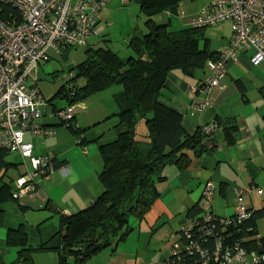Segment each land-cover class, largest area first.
I'll return each instance as SVG.
<instances>
[{
    "label": "crops",
    "instance_id": "1",
    "mask_svg": "<svg viewBox=\"0 0 264 264\" xmlns=\"http://www.w3.org/2000/svg\"><path fill=\"white\" fill-rule=\"evenodd\" d=\"M209 1L183 0L175 12L158 13L155 20L169 24L168 29L172 31L192 27V19ZM135 28L144 30V24ZM201 33L198 45L218 53L230 39V21L209 25ZM48 52L47 59L38 63L31 76L46 98L52 96L61 83L59 78L54 83L48 81L49 73L59 68L63 75L65 69L84 58L83 53L81 59L72 60L65 67L52 66L46 70L43 62L50 59L61 62L64 59L65 62L70 49L60 59L55 58L58 56L56 51L49 49ZM253 52L249 49L239 53L235 61L228 60L220 85L213 86L208 93L202 90L201 83L211 73L209 61L204 69L196 70L191 77L179 70L168 74L161 90L162 98L182 112V124L187 132L211 124L216 117L232 118L237 127L236 140L227 144L221 132L217 131L216 147L199 155L190 150L189 162L183 169L175 165L166 166L163 171L166 178L156 183L158 199L145 213V218L134 221V228L123 240L102 249L83 264H160L169 257L175 243L172 240L176 236V240L179 239V227L186 211L199 200L202 185L208 180L214 184L211 209L215 213L233 215L236 200L233 187L251 184L260 187L262 193L244 195L243 202L253 210L264 208V94L260 91L264 86V62L253 65L250 62ZM40 80L47 83H39ZM120 90L118 86L114 89L109 87L71 105L72 123L78 125L83 144L77 141L73 131L59 124L50 105L42 108V123L52 128L51 133L40 136L26 134L24 138L32 144L34 155L51 158L54 164H63L64 168H55L48 178H37L33 193L18 198L12 196V199L1 203V264H15L17 247L7 244L6 234L9 229L19 226L23 227L30 246L44 247L31 254L33 264H58L60 236L57 232L61 216L87 207L102 191L98 175L103 162L97 140L116 124V118L112 116L117 111L113 94ZM54 102L56 107L67 105L65 100ZM12 153L18 158H7L20 165L11 166L17 170L16 179L20 173H25L27 163L19 153ZM220 184H223L222 190ZM256 228L260 235H264V215L256 220Z\"/></svg>",
    "mask_w": 264,
    "mask_h": 264
},
{
    "label": "trees",
    "instance_id": "2",
    "mask_svg": "<svg viewBox=\"0 0 264 264\" xmlns=\"http://www.w3.org/2000/svg\"><path fill=\"white\" fill-rule=\"evenodd\" d=\"M121 1L127 3L129 0ZM132 1L144 15V30L133 28L124 36V56L110 48L111 38L103 34L104 37L95 43L88 44L86 40L83 45H62L56 59L65 57L69 49L77 46H85L84 58L65 69L63 75L59 68L49 73L48 81L54 83L59 78L61 82L49 98L43 96L36 81L31 79L32 86L44 99L43 108L50 105L59 124L73 131L80 144L84 139L78 125L72 123L73 112L69 118L60 116V112L113 85L121 86V90L113 94L117 111L112 116L116 118V124L97 140L103 162L98 175L102 191L87 207L61 216L57 232L60 236L58 264H83L102 249L123 240L134 228L132 223L144 219L158 199L156 183L166 178L163 173L166 166L183 169L189 162L190 150L199 155L216 147L217 131L227 144L236 140L237 127L232 118L216 117L211 124L187 132L182 124V112L162 98L161 90L170 72L179 70L191 77L196 70L204 69L207 61L218 60L220 52H210L198 45L201 31L207 26L172 31L168 29L169 24L156 22L158 13L175 12L183 0ZM0 21L14 26L22 22V17L16 6L3 1L0 3ZM101 32L91 35L97 37ZM260 91L264 94V86ZM55 100H65L67 105L56 107ZM42 114L43 109L41 118ZM40 122L41 127L52 130L44 126L42 120ZM210 125L213 127L207 129ZM9 153L12 152L0 149V205L12 199L21 177L20 173L16 179L13 176L4 179L11 166H17L7 158ZM50 162L52 171L57 167L64 168L63 164H54L51 158ZM223 188L220 184V189ZM199 200L188 208L184 220L207 221L202 217ZM212 212L218 218H224ZM263 215L264 208L251 209L249 217L240 224L222 228L215 222L213 226L207 225L209 233L202 230L192 237L202 249L210 250L215 236L219 235L226 241L224 243H238L247 253L255 252L260 257L256 264H264V235L256 228V220ZM2 218L0 208V223ZM6 242L17 247L15 264H33L31 254L44 248L30 246L22 226L9 229Z\"/></svg>",
    "mask_w": 264,
    "mask_h": 264
},
{
    "label": "built area",
    "instance_id": "3",
    "mask_svg": "<svg viewBox=\"0 0 264 264\" xmlns=\"http://www.w3.org/2000/svg\"><path fill=\"white\" fill-rule=\"evenodd\" d=\"M3 1L16 6L22 17V22L14 26L0 21V149L18 152L27 163L13 191V197L18 198L33 193L37 178H48L53 167L48 157L34 155L32 144L24 138L26 134L51 133L41 127L44 99L32 86V73L47 58L48 49L59 52L62 45H83L89 35L98 33L102 29L100 12L107 0H0V3ZM223 20L230 21L231 35L218 60L208 62L211 73L201 83L206 93L220 85L225 63L235 61L239 53L253 49L250 62L253 65L264 62V0H210L192 19V26L200 28ZM71 113L70 107L61 111L60 116L69 118ZM253 192L261 194L262 189L253 184L234 186V213L220 219L211 209L214 184L211 180L204 182L199 205L207 221L184 220L179 227V241L160 264L258 263L260 257L255 252L247 253L238 243H224L219 235L210 250L202 249L192 237L202 230L209 233L207 225L213 226L215 222L222 228L242 223L251 211L243 196Z\"/></svg>",
    "mask_w": 264,
    "mask_h": 264
},
{
    "label": "rangeland",
    "instance_id": "4",
    "mask_svg": "<svg viewBox=\"0 0 264 264\" xmlns=\"http://www.w3.org/2000/svg\"><path fill=\"white\" fill-rule=\"evenodd\" d=\"M138 4L135 1L129 0L127 3H122L121 0H109L106 3V6L103 8L101 15V24L103 25L104 29L101 32L102 34L95 37V35H89L87 37L88 44L95 43L98 39L103 38V34L111 38V41L108 43L110 48L116 51L120 56H124L125 54V35L129 33L133 28L136 26H141L144 21V15L141 13ZM139 16V18H138ZM85 46H77L76 49L71 48L70 54L68 59L64 62L63 61H56L55 59H50L48 61L43 62V66L46 70L52 68V66L58 67H65L72 60L81 59L80 56H83ZM77 52V54H75ZM79 53V55H78ZM44 73V70L42 71ZM39 83H47L46 81L40 80ZM43 85V84H42ZM44 86V85H43ZM120 87V85H113V89L115 87ZM44 92V91H43ZM46 95V91L44 92ZM10 159H17V155L13 153L8 154ZM20 166V165H17ZM17 174V170L10 168L7 172V175L4 179L9 180V177L14 178V175ZM175 239L172 241L177 242L179 241ZM173 242V243H174ZM172 243V244H173ZM171 244V245H172ZM152 262V261H151Z\"/></svg>",
    "mask_w": 264,
    "mask_h": 264
}]
</instances>
